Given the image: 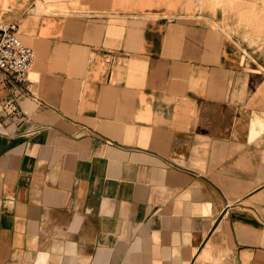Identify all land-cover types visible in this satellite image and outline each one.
I'll list each match as a JSON object with an SVG mask.
<instances>
[{
    "label": "crops",
    "instance_id": "0c3cea01",
    "mask_svg": "<svg viewBox=\"0 0 264 264\" xmlns=\"http://www.w3.org/2000/svg\"><path fill=\"white\" fill-rule=\"evenodd\" d=\"M260 1L0 0V264H264Z\"/></svg>",
    "mask_w": 264,
    "mask_h": 264
},
{
    "label": "built area",
    "instance_id": "2783aa9c",
    "mask_svg": "<svg viewBox=\"0 0 264 264\" xmlns=\"http://www.w3.org/2000/svg\"><path fill=\"white\" fill-rule=\"evenodd\" d=\"M34 60L33 49L19 38V24L0 20V74L19 84H31L28 76Z\"/></svg>",
    "mask_w": 264,
    "mask_h": 264
},
{
    "label": "rangeland",
    "instance_id": "374dc122",
    "mask_svg": "<svg viewBox=\"0 0 264 264\" xmlns=\"http://www.w3.org/2000/svg\"><path fill=\"white\" fill-rule=\"evenodd\" d=\"M48 1H51V0H48ZM63 2H65L66 4V6H67V4H70V5H72L73 7H75L76 6V4H77V0H62ZM259 5L262 7H264V0H261L260 1V3H259ZM59 11V12H66L67 11V9H66V7H63V8H55V9H53L52 11ZM264 45V44H263ZM262 48H263V50H264V46H262Z\"/></svg>",
    "mask_w": 264,
    "mask_h": 264
}]
</instances>
